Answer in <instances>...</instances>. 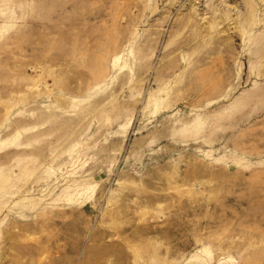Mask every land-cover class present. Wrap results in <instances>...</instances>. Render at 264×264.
<instances>
[{
    "label": "rangeland",
    "instance_id": "1",
    "mask_svg": "<svg viewBox=\"0 0 264 264\" xmlns=\"http://www.w3.org/2000/svg\"><path fill=\"white\" fill-rule=\"evenodd\" d=\"M263 33L264 0H0V264H264Z\"/></svg>",
    "mask_w": 264,
    "mask_h": 264
},
{
    "label": "bare ground",
    "instance_id": "2",
    "mask_svg": "<svg viewBox=\"0 0 264 264\" xmlns=\"http://www.w3.org/2000/svg\"><path fill=\"white\" fill-rule=\"evenodd\" d=\"M192 15V14H191ZM189 15H187V17H185V18H183L182 20H179L180 21V23L181 24H183V25H188V24H190V19H189ZM206 31H208V30H206ZM263 35H264V33H263ZM262 47V49H263V53H262V55L264 54V36H263V40H262V42L260 43V48ZM263 58H264V55H263Z\"/></svg>",
    "mask_w": 264,
    "mask_h": 264
}]
</instances>
